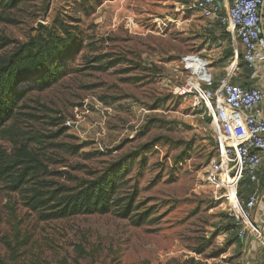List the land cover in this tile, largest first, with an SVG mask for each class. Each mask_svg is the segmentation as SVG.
<instances>
[{
	"label": "rangeland",
	"instance_id": "obj_1",
	"mask_svg": "<svg viewBox=\"0 0 264 264\" xmlns=\"http://www.w3.org/2000/svg\"><path fill=\"white\" fill-rule=\"evenodd\" d=\"M193 1L92 0L88 14L81 0L0 9V36L11 42L0 54L38 30L59 31L60 21L84 40L65 77L39 90L34 75L17 87L24 95L0 133L2 150L11 155L25 143L47 168L44 177L68 186L123 162L120 193L135 191L153 211L142 226L112 213L42 221L0 180V264H240L230 205L197 181L215 156L210 120L176 93L186 77L182 55L209 54L215 80L230 65L220 66L217 47L200 34Z\"/></svg>",
	"mask_w": 264,
	"mask_h": 264
},
{
	"label": "built area",
	"instance_id": "obj_2",
	"mask_svg": "<svg viewBox=\"0 0 264 264\" xmlns=\"http://www.w3.org/2000/svg\"><path fill=\"white\" fill-rule=\"evenodd\" d=\"M263 4L264 0H194L188 6L202 18L226 25L242 46L249 78L259 82L243 85L233 81L235 67L229 65L216 83L209 62L188 53L180 57L186 77L176 93L189 96L192 106L204 111L214 133L215 156L197 175L198 183L207 186L216 200L230 205L228 215L239 227V238L245 239L248 234L264 247V222L254 220L264 192H252L242 203L238 190L243 180L257 183L264 172V42L260 38ZM238 124L241 133L235 131Z\"/></svg>",
	"mask_w": 264,
	"mask_h": 264
},
{
	"label": "trees",
	"instance_id": "obj_3",
	"mask_svg": "<svg viewBox=\"0 0 264 264\" xmlns=\"http://www.w3.org/2000/svg\"><path fill=\"white\" fill-rule=\"evenodd\" d=\"M22 1L0 0V9L15 8ZM81 1L83 13H90L92 0ZM83 41L82 33L74 25L60 21L59 31L42 33L38 30L34 37L7 55L0 54V133L8 131L4 123L14 115L24 95L17 87L34 75L39 90L65 77L70 72L69 61L82 49ZM10 43L0 36V51ZM239 59L242 60V54ZM114 63L107 61L108 66ZM107 65H99L97 69L104 70ZM128 172L129 166L118 161L99 173L92 172L95 176L91 179L68 186L44 177L48 174L47 168L25 143L16 147L11 155L0 147V180L7 182L11 190L21 192L23 204L42 221L112 213L130 220L134 226L146 224L153 213L151 208H142L136 202L135 191L120 193Z\"/></svg>",
	"mask_w": 264,
	"mask_h": 264
},
{
	"label": "crops",
	"instance_id": "obj_4",
	"mask_svg": "<svg viewBox=\"0 0 264 264\" xmlns=\"http://www.w3.org/2000/svg\"><path fill=\"white\" fill-rule=\"evenodd\" d=\"M221 2H227V0H220ZM224 14V10L221 12ZM200 34H202L207 40L210 41L212 46L217 47L219 57L221 58L220 66H226L230 63V66L235 67L233 81L239 82L243 85H252L259 82V80H251L249 78V70L246 65H242L241 67L238 65L239 54L238 47L241 49L242 61H243V50L239 40L235 37V35L226 27L225 24L221 23L219 20H207L201 17V23L199 26ZM260 38L264 42V4L261 8V26H260ZM234 52H237V57H234ZM194 53L201 55V51L197 50ZM209 53H211L209 51ZM209 58V54L206 55ZM204 57L209 64L211 61ZM229 62V63H228ZM244 62V61H243ZM219 66V67H220ZM229 66V65H228ZM228 68V67H227ZM226 68V69H227ZM215 69V68H211ZM242 70V72L239 70ZM226 71V70H225ZM226 73V72H225ZM222 78V77H221ZM221 78L215 80L217 83ZM264 81V79H263ZM250 183V182H249ZM242 184V183H241ZM240 184L239 186V197L240 201L243 203L248 195L252 192L261 193L264 192V172L261 174L259 182L253 183L252 187L249 190H245L243 186ZM254 220L255 222L263 223L264 222V200L261 201L255 208L254 211ZM229 216V215H228ZM234 220L233 218H231ZM235 228L231 229L234 235V239H237L241 242V251L245 253L244 258L239 262L240 264H264V247L263 245L252 238L247 234L245 239H241L237 235L238 225H236L234 220ZM258 227V224H257Z\"/></svg>",
	"mask_w": 264,
	"mask_h": 264
},
{
	"label": "bare ground",
	"instance_id": "obj_5",
	"mask_svg": "<svg viewBox=\"0 0 264 264\" xmlns=\"http://www.w3.org/2000/svg\"><path fill=\"white\" fill-rule=\"evenodd\" d=\"M235 131H236L237 133H241V132H242V127L239 126V124H238L237 126H235Z\"/></svg>",
	"mask_w": 264,
	"mask_h": 264
}]
</instances>
